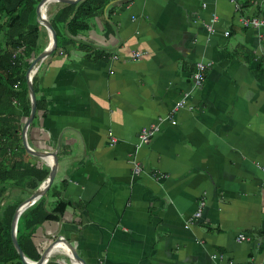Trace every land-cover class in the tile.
I'll use <instances>...</instances> for the list:
<instances>
[{
    "label": "crops",
    "instance_id": "crops-1",
    "mask_svg": "<svg viewBox=\"0 0 264 264\" xmlns=\"http://www.w3.org/2000/svg\"><path fill=\"white\" fill-rule=\"evenodd\" d=\"M56 3L46 4L48 19ZM242 16L264 18V0H109L39 61L26 140L57 155L45 207L66 205L34 230L40 255L62 236L86 264H264V25L244 27ZM39 24L34 11L28 28ZM40 37L39 52L44 26ZM198 61L210 64L194 87ZM185 92L186 106L172 111ZM167 114L137 148L140 129ZM49 159L26 151L21 162L49 172ZM4 188L1 204L36 190ZM240 233L247 239L237 241Z\"/></svg>",
    "mask_w": 264,
    "mask_h": 264
},
{
    "label": "trees",
    "instance_id": "trees-1",
    "mask_svg": "<svg viewBox=\"0 0 264 264\" xmlns=\"http://www.w3.org/2000/svg\"><path fill=\"white\" fill-rule=\"evenodd\" d=\"M108 1L56 3L48 12L57 38V46L52 52L61 51L69 43L71 36L86 29L91 20L103 12ZM38 2L39 0H0V134L4 136V140H0V199L5 191L4 186L33 190L48 175L47 170L35 169L21 162L22 154L26 153L21 142V128L30 111L25 73L40 50L43 28L40 24L28 28V23ZM21 96L25 98L24 108L21 107ZM13 99H16L17 104L13 103ZM38 105L36 99V107ZM19 107L23 109V113L17 110ZM18 204H0V264H24L13 245L10 231L11 219ZM65 207V204L58 202L49 210L41 196L20 214L16 238L25 256L32 260L40 257L33 241V232L44 222L56 221ZM65 263L68 264L66 261ZM45 264L61 263L49 259Z\"/></svg>",
    "mask_w": 264,
    "mask_h": 264
},
{
    "label": "water",
    "instance_id": "water-1",
    "mask_svg": "<svg viewBox=\"0 0 264 264\" xmlns=\"http://www.w3.org/2000/svg\"><path fill=\"white\" fill-rule=\"evenodd\" d=\"M50 1H56L60 3H75L78 0H39L38 4L35 7V14L38 17V21L40 22V24H42L47 29L48 34H49V37H48L49 40L45 48L33 58V60L30 62L29 67L26 70L25 78H26V84L29 90V95H30V111L24 123V126L22 128L21 138H22V145L28 153L33 154L35 156H39L41 158L51 157L52 162L49 165L50 169L48 172V176L44 179V181L41 182L38 188H36V190H34L30 194V196H28L25 200H23L16 207L13 213L12 219H11V230H10L11 239H12L13 245L20 259L22 260L24 264H45L48 260V253H50L51 248L53 247V245H55V243L59 241H63L69 247L73 258L77 262H79L80 264H86L83 258L77 253L74 246H72V244L62 236H55V238L46 246V248L43 250V252L41 253L40 257L37 260H32L28 258L27 256H25L16 238L17 222H18V218L20 214L27 207L33 204L39 197H41L47 191L48 188H50L53 182L54 176H55L56 166H57V155L55 152L50 151V150H44V151L33 150L29 147L27 140H26V129L34 116L35 108H36V96H35L33 83H32L33 71L35 69V66L39 63V61L42 60L45 56L49 55L57 46L56 32L54 28L52 27L45 13L46 4ZM41 7H44L43 15H41V10H40ZM68 259L69 261H71L70 258ZM57 261H60V260H57ZM60 263L65 264V262H62V261H60Z\"/></svg>",
    "mask_w": 264,
    "mask_h": 264
},
{
    "label": "built area",
    "instance_id": "built-area-1",
    "mask_svg": "<svg viewBox=\"0 0 264 264\" xmlns=\"http://www.w3.org/2000/svg\"><path fill=\"white\" fill-rule=\"evenodd\" d=\"M231 1L234 2V0H231ZM203 6H205V3H203ZM235 8L238 9V6L235 5ZM217 21H218L217 14L213 13L209 21L205 23L207 31H209V33L213 34L215 32V23ZM240 22L244 27L251 26V27L259 28L260 26L264 25V18H259V17H254V16L252 17L242 16L240 18ZM227 34H228V30H224V35H227ZM141 55H142V52L140 51H135L131 53V56L134 58H137ZM209 64L210 62H203V61H198L195 64V68L192 72V82H193L194 87H200L203 84V81L205 79L204 74H206V68L208 67ZM15 86H17V84H15ZM188 96H189L188 93L185 92L182 95V97L175 103L174 107L172 108V111H175L181 107H185ZM13 103L17 104L16 99H13ZM170 118H171V114H167L166 116L159 117L156 122L150 123L148 126L141 128L139 133L137 134L136 147L138 148L148 143L151 137L154 136L158 132L162 121L164 119H170ZM171 122L174 123L173 120H171ZM0 140H4V136H2L1 134H0ZM111 142L112 143L115 142V139L111 138ZM129 162L131 163L132 174L139 175L142 172V167L139 164V161L133 157L131 160H129ZM204 204H205V201L201 200L198 205L197 210L194 213L196 217L200 216L201 210ZM246 239L247 237L243 233L238 234L236 238L237 241H243ZM212 257L218 260L224 259L223 258L224 256L221 254H213Z\"/></svg>",
    "mask_w": 264,
    "mask_h": 264
},
{
    "label": "bare ground",
    "instance_id": "bare-ground-1",
    "mask_svg": "<svg viewBox=\"0 0 264 264\" xmlns=\"http://www.w3.org/2000/svg\"><path fill=\"white\" fill-rule=\"evenodd\" d=\"M41 12H42V14L44 13V7H41ZM49 161H52L51 159H49ZM60 242H63V241H59V242H57V243H60ZM57 243H55V244H57ZM64 243V242H63ZM67 246V245H66ZM55 247V245H53V247L51 248V250H50V253H52V252H61V253H63V254H65L66 256H67V258H70V264H80L79 262H77L74 258H73V256H72V253L71 252H69L68 250H67V252H69V253H65V251H61V247L59 246V247H57V248H54ZM54 248V249H53ZM64 248H66V247H64Z\"/></svg>",
    "mask_w": 264,
    "mask_h": 264
},
{
    "label": "rangeland",
    "instance_id": "rangeland-1",
    "mask_svg": "<svg viewBox=\"0 0 264 264\" xmlns=\"http://www.w3.org/2000/svg\"><path fill=\"white\" fill-rule=\"evenodd\" d=\"M26 77V76H25ZM6 191H4V193H5ZM7 198V197H6ZM8 200H10V199H8L7 198V200H5V202L4 203H6ZM19 201V200H18ZM17 201V202H18ZM2 203V200L0 199V204ZM67 250L70 252V250H69V248L66 246V248H64V251H65V253H69V252H67ZM66 262L68 261V258L66 257V260H65Z\"/></svg>",
    "mask_w": 264,
    "mask_h": 264
},
{
    "label": "clouds",
    "instance_id": "clouds-1",
    "mask_svg": "<svg viewBox=\"0 0 264 264\" xmlns=\"http://www.w3.org/2000/svg\"><path fill=\"white\" fill-rule=\"evenodd\" d=\"M38 4V3H37ZM44 14V13H43ZM42 12H41V15H43ZM40 23V22H39ZM33 60V59H32Z\"/></svg>",
    "mask_w": 264,
    "mask_h": 264
}]
</instances>
